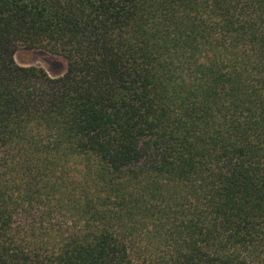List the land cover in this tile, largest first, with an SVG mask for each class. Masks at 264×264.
Returning a JSON list of instances; mask_svg holds the SVG:
<instances>
[{
  "label": "trees",
  "instance_id": "obj_1",
  "mask_svg": "<svg viewBox=\"0 0 264 264\" xmlns=\"http://www.w3.org/2000/svg\"><path fill=\"white\" fill-rule=\"evenodd\" d=\"M0 264H264V0H0Z\"/></svg>",
  "mask_w": 264,
  "mask_h": 264
},
{
  "label": "rangeland",
  "instance_id": "obj_2",
  "mask_svg": "<svg viewBox=\"0 0 264 264\" xmlns=\"http://www.w3.org/2000/svg\"><path fill=\"white\" fill-rule=\"evenodd\" d=\"M15 58L18 63L23 65H40L52 76L61 75L67 68V61L64 57L41 49H20L16 52Z\"/></svg>",
  "mask_w": 264,
  "mask_h": 264
}]
</instances>
